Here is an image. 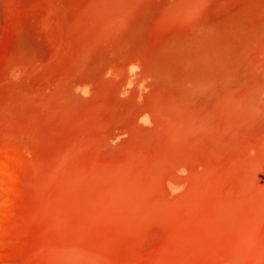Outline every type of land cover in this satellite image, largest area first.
Masks as SVG:
<instances>
[{"label":"rangeland","instance_id":"374dc122","mask_svg":"<svg viewBox=\"0 0 264 264\" xmlns=\"http://www.w3.org/2000/svg\"><path fill=\"white\" fill-rule=\"evenodd\" d=\"M0 264H264V0H0Z\"/></svg>","mask_w":264,"mask_h":264}]
</instances>
